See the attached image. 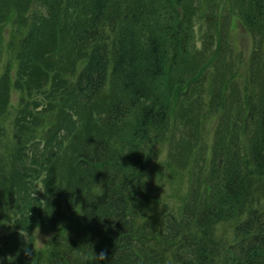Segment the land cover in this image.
<instances>
[{"label":"trees","instance_id":"16d2710c","mask_svg":"<svg viewBox=\"0 0 264 264\" xmlns=\"http://www.w3.org/2000/svg\"><path fill=\"white\" fill-rule=\"evenodd\" d=\"M0 262L264 264V0H0Z\"/></svg>","mask_w":264,"mask_h":264},{"label":"rangeland","instance_id":"374dc122","mask_svg":"<svg viewBox=\"0 0 264 264\" xmlns=\"http://www.w3.org/2000/svg\"><path fill=\"white\" fill-rule=\"evenodd\" d=\"M233 25L236 26L235 27L236 29H234L235 30L234 33L237 42L248 55L252 49V42L248 36V32L247 30H245V27L241 24V20L237 17H233Z\"/></svg>","mask_w":264,"mask_h":264},{"label":"clouds","instance_id":"9594fccd","mask_svg":"<svg viewBox=\"0 0 264 264\" xmlns=\"http://www.w3.org/2000/svg\"><path fill=\"white\" fill-rule=\"evenodd\" d=\"M0 264H2V262H0Z\"/></svg>","mask_w":264,"mask_h":264}]
</instances>
